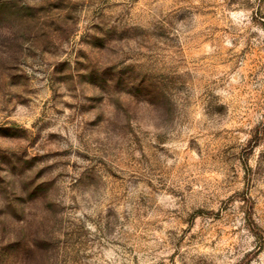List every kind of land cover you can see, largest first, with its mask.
<instances>
[{
	"label": "rangeland",
	"instance_id": "rangeland-1",
	"mask_svg": "<svg viewBox=\"0 0 264 264\" xmlns=\"http://www.w3.org/2000/svg\"><path fill=\"white\" fill-rule=\"evenodd\" d=\"M0 264H264V0H0Z\"/></svg>",
	"mask_w": 264,
	"mask_h": 264
}]
</instances>
